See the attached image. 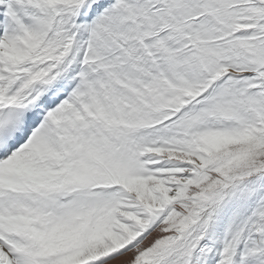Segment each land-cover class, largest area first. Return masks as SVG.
<instances>
[{"label":"snow or ice","instance_id":"1","mask_svg":"<svg viewBox=\"0 0 264 264\" xmlns=\"http://www.w3.org/2000/svg\"><path fill=\"white\" fill-rule=\"evenodd\" d=\"M0 264H264V0H0Z\"/></svg>","mask_w":264,"mask_h":264}]
</instances>
